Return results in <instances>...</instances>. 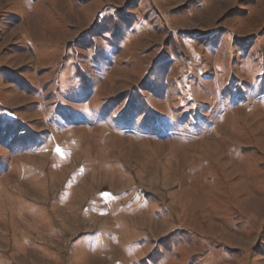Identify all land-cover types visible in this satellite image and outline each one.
<instances>
[{"label":"rangeland","instance_id":"obj_1","mask_svg":"<svg viewBox=\"0 0 264 264\" xmlns=\"http://www.w3.org/2000/svg\"><path fill=\"white\" fill-rule=\"evenodd\" d=\"M0 264H264V0H0Z\"/></svg>","mask_w":264,"mask_h":264},{"label":"trees","instance_id":"obj_2","mask_svg":"<svg viewBox=\"0 0 264 264\" xmlns=\"http://www.w3.org/2000/svg\"><path fill=\"white\" fill-rule=\"evenodd\" d=\"M140 114H141V115H144V114H142L141 112H140ZM151 120H152V119H151Z\"/></svg>","mask_w":264,"mask_h":264}]
</instances>
